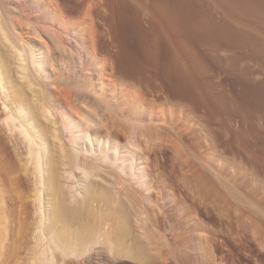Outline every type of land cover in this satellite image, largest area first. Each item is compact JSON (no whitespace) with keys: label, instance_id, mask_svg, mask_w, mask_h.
<instances>
[{"label":"bare ground","instance_id":"6f19581e","mask_svg":"<svg viewBox=\"0 0 264 264\" xmlns=\"http://www.w3.org/2000/svg\"><path fill=\"white\" fill-rule=\"evenodd\" d=\"M172 1L0 0V250L11 225L6 181L33 189L46 215L38 240L65 250L86 241L74 224L86 229L87 215L112 210L117 186L130 190L109 154L106 163L69 145L82 146L85 137L113 142L114 117L131 128H165L170 100L180 108L208 102L225 112L247 110L252 120L264 111V0H211L207 10L205 0L195 9L191 0ZM62 128L82 135L67 142ZM131 131L128 152L143 161L144 135ZM77 170L89 179L81 199L65 188ZM102 173L114 177L105 179L111 185L94 179Z\"/></svg>","mask_w":264,"mask_h":264},{"label":"rangeland","instance_id":"374dc122","mask_svg":"<svg viewBox=\"0 0 264 264\" xmlns=\"http://www.w3.org/2000/svg\"><path fill=\"white\" fill-rule=\"evenodd\" d=\"M199 1L191 0L192 8L195 9ZM212 1L207 5L208 0H205L204 9L210 8ZM65 2L62 3L64 8L71 12L74 5ZM223 76L224 73L218 74L215 83ZM214 103L217 104L216 100ZM203 104L199 109L193 108L195 106L180 108V103L170 100L166 103L165 128L152 125L140 128L141 131L114 117V140L108 144H104L103 139L93 141L88 137L84 139V146L72 144L69 137L73 136L74 140L82 133L76 128H62L70 148L81 150L89 157L99 156L101 160L109 154L111 160L104 162H109L129 180L130 190L126 192L122 186H117L120 194L116 189L118 197L115 195L117 202L110 205L112 210L104 208L107 211L87 215L86 229L74 224V233L82 230L86 241L72 250L71 245L66 251L58 249L53 241L50 245L48 240H38L46 215H41L39 203L33 202V189L6 181L3 190L8 205L6 202L4 205L6 208L10 205L9 211L12 209L8 213L11 225L6 229L9 237L3 242L5 248L0 250V254H4H1L0 264H264V111L252 120L247 110L225 112L210 108L208 102ZM133 129L144 135L139 153L143 161H137L136 156L128 152L126 144ZM20 152L21 167L27 161L28 150L24 148ZM76 172L66 181L69 185L65 186L69 187L65 188L69 195L81 199L89 179L85 178L84 170ZM101 176L103 179L100 176L94 179L106 186L111 184L107 185L105 179L114 181V177L107 174ZM113 250L116 255H112Z\"/></svg>","mask_w":264,"mask_h":264}]
</instances>
